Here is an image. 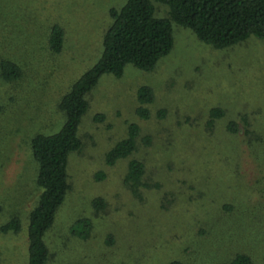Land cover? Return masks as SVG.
<instances>
[{"label":"rangeland","instance_id":"obj_1","mask_svg":"<svg viewBox=\"0 0 264 264\" xmlns=\"http://www.w3.org/2000/svg\"><path fill=\"white\" fill-rule=\"evenodd\" d=\"M126 3L0 0V51H17L25 71L18 84L0 79V264H28L29 216L41 195L29 140L62 129L60 101L97 64L110 10ZM154 6L168 18L167 6ZM55 25L65 39L56 57L46 45ZM173 30L174 48L154 71L129 65L90 92L82 149L69 158L71 190L45 239L49 264H230L239 253L264 264V40L219 50ZM142 87L155 97L148 120L137 114ZM212 109L225 115L208 127ZM131 124L152 137L135 158L158 188L140 197L124 184L128 161L106 163ZM230 204L234 212L223 208ZM14 217L19 233H3Z\"/></svg>","mask_w":264,"mask_h":264},{"label":"trees","instance_id":"obj_2","mask_svg":"<svg viewBox=\"0 0 264 264\" xmlns=\"http://www.w3.org/2000/svg\"><path fill=\"white\" fill-rule=\"evenodd\" d=\"M154 2L168 7V18L156 16ZM110 18L112 23L103 38L101 58L59 103V110L66 116L64 126L56 134H37L29 140L38 163L36 182L41 195L29 216L28 264H49L51 260L46 235L53 229L58 212L70 193L69 158L82 149L78 132L89 109L88 96L104 75L120 78L129 65L144 72L154 71L174 48L173 24L191 30L201 42L219 50L234 47L251 38L264 40V0H127L120 10H110ZM64 40L62 28L53 26L46 40L51 55L56 57L62 53ZM19 57L17 51L10 50L6 54L0 51V79L5 84H18L24 79L25 71ZM154 101L151 88L142 87L138 91L140 107L137 114L143 120L150 118L145 108ZM163 113H158L159 119L164 118ZM224 115L222 110H210L207 126H214ZM229 131L238 134L239 127L231 123ZM141 139L146 146L151 144L152 137L142 135L138 125H128V136L106 156L110 167L117 162L128 161L124 184L137 197H140V189L157 187L144 182L147 165L135 158ZM103 177V174L98 175V179ZM263 204L260 208L264 210ZM94 206L101 208L97 202ZM165 208L160 212L167 214L169 209ZM223 208L235 211L232 204ZM19 231L20 220L15 217L2 227L5 234ZM169 264L184 263L172 261ZM230 264L255 263L250 255L239 253Z\"/></svg>","mask_w":264,"mask_h":264}]
</instances>
